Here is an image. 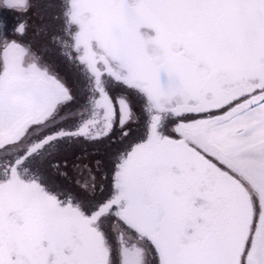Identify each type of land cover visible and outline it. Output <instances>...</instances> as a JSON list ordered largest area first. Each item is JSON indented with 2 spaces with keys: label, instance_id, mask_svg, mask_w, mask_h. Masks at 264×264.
Returning <instances> with one entry per match:
<instances>
[{
  "label": "snow or ice",
  "instance_id": "obj_1",
  "mask_svg": "<svg viewBox=\"0 0 264 264\" xmlns=\"http://www.w3.org/2000/svg\"><path fill=\"white\" fill-rule=\"evenodd\" d=\"M55 18L75 108L0 18V264H264V0H60ZM104 139L106 198L48 181L62 147Z\"/></svg>",
  "mask_w": 264,
  "mask_h": 264
},
{
  "label": "flooded vegetation",
  "instance_id": "obj_2",
  "mask_svg": "<svg viewBox=\"0 0 264 264\" xmlns=\"http://www.w3.org/2000/svg\"><path fill=\"white\" fill-rule=\"evenodd\" d=\"M50 4L58 6V13L60 12V0H40L39 4L45 5ZM57 16V15H56ZM51 17L49 19L42 20V15L31 16L28 20L27 24V34L23 37L24 40H29L30 42L38 44V48H36L42 55L47 56V60H52L51 55L56 58L61 59L63 62L58 63L59 67V76L65 80V82L72 87L74 94L76 95V103L72 106L75 108L79 103H81L84 99V79L80 75V70L77 68L70 60L66 59L62 54L61 49L58 47L56 43L53 42L52 37L54 34H59L61 31V22L55 17ZM45 18V17H44ZM21 22H24L23 20ZM9 27V26H8ZM11 26L9 28V33L11 34ZM39 36V37H38ZM39 39V40H38ZM37 40V42H36ZM55 48L53 51L52 49ZM53 51V53H52ZM135 111L140 118L141 127L143 126L144 121L147 118L146 113L143 112L142 105L137 102L135 104ZM171 127V125L169 126ZM103 146H108L101 148ZM118 145L110 142L107 139H104L99 142H86L80 141L70 146L62 147L58 156L56 163L59 166V170L56 168H50L46 164L43 166L44 171L46 173V177L48 181L56 186L58 189L63 191H70L73 193H81L78 184L74 182V178L68 169L69 162L74 158L78 159L80 157L82 160L87 157V155H91L94 153L93 150L100 149L105 150L109 154L111 148H117ZM97 150V153L99 151ZM114 154V153H113ZM89 157V156H88ZM99 161L103 163L100 158ZM107 162V157H106ZM105 163V162H104ZM111 169V166H110ZM98 171V170H97ZM111 188V173L108 175V183H107V191L105 197H100V192L106 190L104 186L98 185L97 192L95 194L88 196L84 191L81 196L88 197L89 200L95 198L96 200L106 198L110 193Z\"/></svg>",
  "mask_w": 264,
  "mask_h": 264
},
{
  "label": "rangeland",
  "instance_id": "obj_3",
  "mask_svg": "<svg viewBox=\"0 0 264 264\" xmlns=\"http://www.w3.org/2000/svg\"><path fill=\"white\" fill-rule=\"evenodd\" d=\"M39 3H40V0H30V6L27 8L26 11H23V12H17L15 10L6 9L0 6V18L6 19L8 21V26H9L8 29L10 28V26L13 29L22 20L27 23L31 16L42 15V20H45V19L54 17L58 14L57 12L58 6H55V5L50 6V4L48 3L45 5H42ZM9 36H11L10 33H9ZM25 41L31 43L33 50L37 54H39L41 57H43L44 61L50 64L53 67L54 71L57 72L58 75L60 74L61 71L59 72V69L56 67H59L58 63L63 62L61 59L56 58L55 56L51 55L52 60L51 61L47 60V56L42 55L36 49L38 48V44L30 42L29 40L28 41L25 40ZM52 49L53 51L55 50L53 46H52ZM104 147H108V146H103L101 148H104ZM98 149L93 150L94 153L91 155H87V157H85L83 160L80 157H78V159L76 158V160L73 158L72 161L69 162L68 164V169L70 170V173L72 174V176L75 177L74 182L78 184V187L81 190L80 194H82L84 191L88 196H91L95 194V192H97L98 185L100 184L104 186L106 190L100 192L99 196L105 197V194L107 191L108 175L109 173H111V169H110L111 161H112L113 153L115 152L116 149L111 148L109 154L107 153V151L100 150V149L97 153ZM106 157H107V162H106ZM99 158L103 163L99 161ZM93 177L95 181L94 191L91 188ZM86 184L89 185L88 188L84 187ZM116 227L118 228V226Z\"/></svg>",
  "mask_w": 264,
  "mask_h": 264
}]
</instances>
